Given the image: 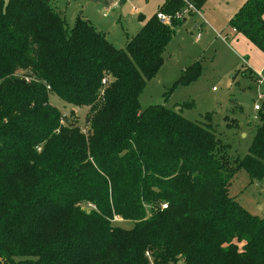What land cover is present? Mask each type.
<instances>
[{
	"label": "trees",
	"instance_id": "16d2710c",
	"mask_svg": "<svg viewBox=\"0 0 264 264\" xmlns=\"http://www.w3.org/2000/svg\"><path fill=\"white\" fill-rule=\"evenodd\" d=\"M206 2L162 0L120 50L49 0H0V264H264V216L229 195L241 170L264 179V101L232 161L210 129L139 105L176 15ZM263 15L247 0L229 27L264 54ZM200 76L193 62L175 85ZM52 96L88 110L84 129Z\"/></svg>",
	"mask_w": 264,
	"mask_h": 264
},
{
	"label": "rangeland",
	"instance_id": "374dc122",
	"mask_svg": "<svg viewBox=\"0 0 264 264\" xmlns=\"http://www.w3.org/2000/svg\"><path fill=\"white\" fill-rule=\"evenodd\" d=\"M49 1L53 8H57V13L68 9L65 22L69 29L72 28L76 17L71 10L80 1ZM112 2L119 5V10L110 13L103 28L111 43L123 50L126 42L139 30L137 16L128 13L130 8L140 10L147 19L156 12L160 0H135L127 8L124 0ZM202 10L199 14L184 13V10L179 13L186 21L175 29L163 54V65L140 93L139 105L141 111L155 105L175 112L179 109L184 119L210 129L223 145L228 146L226 155L232 161L248 153L258 127L254 105H260L258 96L264 94V86H259L246 71L245 57L234 52L230 38L225 39V33L216 31L222 35L218 38L216 34L212 36L206 26L200 25ZM196 25L201 26V31L194 29ZM193 61L199 63L201 76L188 85H175ZM50 104L60 109L65 117L73 113V120L84 129L87 109L67 106L53 96ZM188 104L190 106H186ZM229 195L252 215L264 216V179L252 183L247 173L241 170L231 182ZM116 223L124 228L130 227V223L118 220Z\"/></svg>",
	"mask_w": 264,
	"mask_h": 264
},
{
	"label": "crops",
	"instance_id": "0c3cea01",
	"mask_svg": "<svg viewBox=\"0 0 264 264\" xmlns=\"http://www.w3.org/2000/svg\"><path fill=\"white\" fill-rule=\"evenodd\" d=\"M79 1L80 3H76L72 7L71 12H73V16H81L98 31L105 35V29L103 28L106 24L105 19H108L111 12H117L119 10V5L115 2H112V0ZM124 1L126 2L125 7L127 8L128 5H131L135 0ZM246 1L247 0H207L206 4L202 8L203 10L201 9L203 12H201L202 15L200 14V17L202 19V23L200 25L206 26L207 30L212 34V36L216 34V37L218 38H221V34L225 33V39L230 38L231 45L233 47L232 49H234V52L238 53L239 56L242 55V57H245L244 63L247 65L246 71L250 73L255 81H264V54L257 51V49L253 45H251L244 37L236 34V32L229 27V21L236 15V13L246 3ZM161 4L162 0H160L157 8ZM55 10L58 11L57 8ZM66 10L68 9L66 8L65 10H61V15H63L64 19L67 13L65 12ZM128 13L132 16H137L139 30L144 22L151 17L150 16L146 19L144 15L140 14V10L134 8H130ZM139 17H141L143 20H140ZM200 25H196L194 29H198L201 31ZM216 31H220L222 33L217 34ZM107 40L111 42V40H109L108 38ZM198 40H200V37L198 38ZM212 90L214 91V89Z\"/></svg>",
	"mask_w": 264,
	"mask_h": 264
},
{
	"label": "built area",
	"instance_id": "2783aa9c",
	"mask_svg": "<svg viewBox=\"0 0 264 264\" xmlns=\"http://www.w3.org/2000/svg\"><path fill=\"white\" fill-rule=\"evenodd\" d=\"M187 5H188V7H187V9L184 10V13L192 12V13H194V14H199V12L196 11V10L192 7V5H190V4H187ZM157 18H158L159 22L162 23V24H164V25H170V23H171L170 17L165 16V15H163V14H159V15L157 16ZM176 18L181 19V18H182V14H177V15H176ZM198 38H199V36L197 37V39H198ZM257 84H258L259 86H260V85L264 86V81H263V80H258V81H257ZM258 98H259V100H260V105H258V104L254 105V111H255L254 119H255V120H257L258 112L260 111L261 106H262V103H263V101H264V94H260V95L258 96ZM164 208H166V207L163 206V209H164ZM146 255H148V254H146Z\"/></svg>",
	"mask_w": 264,
	"mask_h": 264
},
{
	"label": "water",
	"instance_id": "95a60500",
	"mask_svg": "<svg viewBox=\"0 0 264 264\" xmlns=\"http://www.w3.org/2000/svg\"><path fill=\"white\" fill-rule=\"evenodd\" d=\"M58 15L60 16L61 13L59 12ZM183 22H185V19H183ZM179 109H177L176 111L178 112ZM177 264H181L180 262H178Z\"/></svg>",
	"mask_w": 264,
	"mask_h": 264
}]
</instances>
